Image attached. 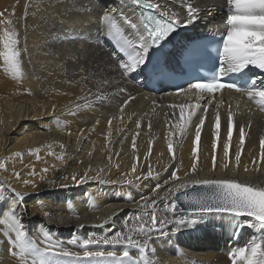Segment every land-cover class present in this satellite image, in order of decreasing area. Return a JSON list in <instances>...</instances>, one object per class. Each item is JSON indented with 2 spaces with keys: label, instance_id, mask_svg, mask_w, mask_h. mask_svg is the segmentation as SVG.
<instances>
[{
  "label": "bare ground",
  "instance_id": "bare-ground-1",
  "mask_svg": "<svg viewBox=\"0 0 264 264\" xmlns=\"http://www.w3.org/2000/svg\"><path fill=\"white\" fill-rule=\"evenodd\" d=\"M103 2H108L107 10ZM151 2L161 5L157 13L175 12L181 18L186 16V3L199 9L200 19L182 27L179 38L161 55L165 66L176 72L182 70L178 54L181 57L188 42L219 36L225 28V0ZM0 13V21H12L11 25L0 23V32L4 27L18 32L22 62V75L13 78L0 57V164L5 166L0 168V184L22 194L43 195L17 206L29 238L43 249L48 245L43 234L50 233L52 243L58 244L54 252L62 247L82 255L85 240L127 235L130 228L148 223L155 200L158 228L146 234L149 249L155 248V253H148L152 264H232L229 250L245 246L252 231L243 229L232 238L231 229L224 232L211 223L177 230L175 217L193 214L175 212L173 216L169 205L179 192L170 189L197 179H235L264 186V109L243 93L225 89L216 95L200 94L189 90L190 85L173 93L167 86L156 91L144 76L125 74L119 67L120 57L126 58L130 45L137 43L136 30L126 21L140 27L132 0H0ZM104 14L114 17L117 29L109 30ZM41 37L43 45L34 46ZM133 78L137 79L134 86L128 81ZM197 103L201 109L180 133L175 128L179 108L172 106ZM204 108L207 114L197 145L195 128ZM217 111L221 117L218 141L214 137ZM229 111L233 135L225 157ZM240 128L245 132L243 146ZM149 168L152 176H148ZM174 171L179 180L172 179ZM165 218L169 222L160 223ZM3 220L0 216V264H20L19 256L9 253ZM132 235L143 243L136 232ZM126 246L90 244L88 249L117 251L120 256ZM130 254L139 264L138 250L130 249ZM26 255L28 264H40V256ZM44 260L47 264H97L61 255Z\"/></svg>",
  "mask_w": 264,
  "mask_h": 264
},
{
  "label": "snow or ice",
  "instance_id": "snow-or-ice-1",
  "mask_svg": "<svg viewBox=\"0 0 264 264\" xmlns=\"http://www.w3.org/2000/svg\"><path fill=\"white\" fill-rule=\"evenodd\" d=\"M132 5L140 14V27L136 23L126 21L130 27L136 30L137 43L130 45L132 50L127 53V57H120L119 67L125 74L134 77L144 76L149 79L157 70L165 66L161 55L167 46L172 43L174 34L179 29L194 24L200 19L199 9L193 7L191 3H186V16L181 18L177 13L160 11L159 16L154 14L161 9L159 3L151 0H132ZM210 11V10H209ZM225 17V28L219 34L216 40V58L213 70L208 77H198L202 82L190 83L189 90H195L197 93L214 94L227 88L239 93H243L247 98L253 101L257 106L264 109V0H225V7L222 10ZM0 16H3L0 13ZM102 20L107 22L109 30L117 29V24L111 14H104ZM6 25H11V20L0 21ZM18 32L15 29L4 27L0 32V57L3 59L5 71L10 72L13 78H19L22 75L21 50L19 46ZM123 50V49H122ZM227 77V79H225ZM184 91V89H181ZM202 98V97H200ZM211 101H209L210 103ZM173 108H179V117L175 123V128L183 133L191 123L192 116L195 115L201 105L180 104L173 105ZM190 110V111H189ZM188 113L187 115L185 113ZM207 109L204 108L202 116L195 128V143L198 145L201 136V129L205 123ZM233 113L228 112L227 141L223 144L225 157L229 154L230 141L233 135ZM221 128V117L219 111L215 114L214 137L219 140ZM172 133H170L171 135ZM240 145L244 144L245 132L243 128L239 129ZM264 146V140L261 141ZM135 147V144H133ZM217 145L214 142L213 148ZM169 150H172V141L168 143ZM35 151H39L38 149ZM196 154V149L193 150ZM17 155H20L17 153ZM62 159V157H60ZM237 166L240 161V153L235 155ZM0 164V168H4ZM213 167L215 168V156H213ZM228 167L227 164L224 165ZM247 167L245 171H247ZM46 171V169H45ZM178 171V169H177ZM195 172V165L192 167ZM135 172V166H133ZM19 177V173H16ZM85 173V177H86ZM148 176H152L149 168ZM73 179H76L73 176ZM173 180L180 178L174 171ZM27 184L28 181H25ZM190 186H201L211 190V195L190 199L186 194L184 199L187 203L194 205L190 211L192 216L175 217L177 204L172 202L169 205L170 210L175 217L173 227L180 228L197 227L199 224L211 223L214 229L228 232L230 237L235 238L243 229L251 230L252 238L246 242L245 246L236 247L229 250V256L232 258V264H264V186L252 185L245 182H239L235 179H197L188 183L178 184L170 192H181ZM160 185L156 186L158 191ZM25 197L10 186L6 189L0 184V216H4L3 224L7 225L4 231L5 237L9 240V253L16 257L19 256L20 264H28L27 253L40 256V264H47L44 260L48 255H61L64 257L75 258L76 260L97 261H119V264H137L132 259L130 249H137L140 256L139 264H152L148 258V253H155V248L149 249L147 233H151L158 228V218L155 213L156 201H151L153 211L149 213L148 223L141 222L135 228L129 229V234H116L112 239L103 240H85L81 247L84 249L82 255L80 252H70L52 243L50 233L43 234V239L48 241V245L41 249L38 244L29 238L28 230L20 218L18 205H22ZM176 199H179L177 197ZM148 201L145 200L144 207H148ZM6 210V211H5ZM27 211L26 209L24 210ZM47 215V213H45ZM219 216V220H216ZM227 217V218H226ZM167 218L160 223L166 224ZM39 225L38 227H42ZM136 232L141 236L143 243L132 235ZM14 233V237L11 235ZM163 234V233H161ZM76 243V241H71ZM90 244L105 245H127L122 247V255L118 256L117 251H92L88 249ZM35 264V262H33Z\"/></svg>",
  "mask_w": 264,
  "mask_h": 264
},
{
  "label": "water",
  "instance_id": "water-1",
  "mask_svg": "<svg viewBox=\"0 0 264 264\" xmlns=\"http://www.w3.org/2000/svg\"><path fill=\"white\" fill-rule=\"evenodd\" d=\"M187 195L190 199L193 198H199V197H205L208 195H211V190L210 189H206L204 187L201 186H195L192 187L190 189H187L186 192L182 191L176 194L174 201L177 204V208H176V212L177 213H191L190 211L193 207H195L194 205L187 203L184 199V195ZM177 197H179V199H176Z\"/></svg>",
  "mask_w": 264,
  "mask_h": 264
},
{
  "label": "rangeland",
  "instance_id": "rangeland-1",
  "mask_svg": "<svg viewBox=\"0 0 264 264\" xmlns=\"http://www.w3.org/2000/svg\"><path fill=\"white\" fill-rule=\"evenodd\" d=\"M97 3H99V2H97ZM103 4H105V6L103 5V7L102 8H104L105 10H107V6L108 5H106V4H108V2H103ZM1 9H3V8H1ZM106 31V30H105ZM104 31V32H105ZM105 34L106 35H108V31H107V33L105 32ZM42 36H44L43 34H42ZM196 38V37H195ZM40 39V40H39ZM43 43H44V40H43V38L41 37V38H38V40H37V43L34 45V46H42L43 45ZM91 49H93L92 51H91ZM101 50H102V48H100ZM89 50L92 52V53H94L95 55H97L96 53H95V51H96V49L94 50V48H92V47H90L89 48ZM173 50V47L169 50L170 52ZM102 51H104V50H102ZM106 52V51H105ZM88 73H91L90 74V76L91 77H93L94 75H93V73L92 72H87V74L85 73V75H88ZM136 78H133V79H129L128 81H129V83L131 84V85H135V83H136ZM135 82V83H134ZM42 119H44V118H41V119H38L37 121H40V120H42ZM24 195V197H25V200H27L28 202L29 201H31V199H39L40 197H42L43 195H40L39 194V192H35V193H32V194H23ZM29 195V196H28ZM27 196V197H26ZM28 198V199H27ZM184 214H188V213H184Z\"/></svg>",
  "mask_w": 264,
  "mask_h": 264
}]
</instances>
